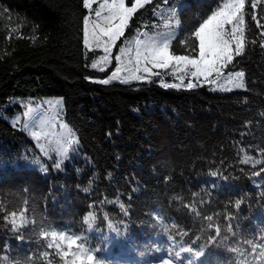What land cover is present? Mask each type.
Listing matches in <instances>:
<instances>
[{"label": "trees", "instance_id": "trees-1", "mask_svg": "<svg viewBox=\"0 0 264 264\" xmlns=\"http://www.w3.org/2000/svg\"><path fill=\"white\" fill-rule=\"evenodd\" d=\"M179 2L172 50L187 54L180 40L187 38L194 46L191 32L223 0H169ZM161 3L153 0L139 10L124 38L153 27L154 9ZM250 4L246 0V39L257 42L247 44L226 69L243 71L246 87L215 92L207 85L166 89L157 77L151 83H99L110 75L114 61L104 71L91 68L102 52L83 45V17L89 13L83 0H0V205L19 211V195L24 207L27 201L29 219L83 234L104 264L160 263L169 236L180 249L199 251L215 234L214 229L201 232L207 215L225 224L224 214L231 213L237 239L264 235V172L252 174L264 163L243 162L245 155L264 161V47ZM255 12L264 24V0ZM44 96L63 98V119L86 159H74L62 170L46 166L42 173L25 166L27 160L44 158L26 130L7 117L21 109L25 98ZM236 200L242 201L238 209ZM193 201L201 217L184 207ZM89 205L98 217L92 230L82 219L92 210ZM157 216L189 236L181 239L171 228L165 232ZM37 230L30 225L18 239L20 234L0 219V256L32 257L43 264L37 257L47 250V241L37 240ZM232 259L223 249L205 248L195 264H230Z\"/></svg>", "mask_w": 264, "mask_h": 264}, {"label": "snow or ice", "instance_id": "snow-or-ice-1", "mask_svg": "<svg viewBox=\"0 0 264 264\" xmlns=\"http://www.w3.org/2000/svg\"><path fill=\"white\" fill-rule=\"evenodd\" d=\"M260 2L261 0H251L250 7L253 10L251 20L256 22V28L260 30L259 42L260 46L264 47V24L260 23L255 12ZM93 3H98L94 12L95 19L91 18ZM152 3L153 0H131L130 5L127 0H83V7L90 10L89 15L83 17V45L89 51L100 49L103 52L98 60L93 61L91 67L104 71L103 65L111 64L113 59L116 64L111 74L106 79L99 80V83L109 84L112 81L125 84L133 81L151 83L153 77H157L160 85L166 89L181 87L193 89L205 84L213 90L223 91L246 87L243 71L226 72L236 57L244 54L247 44L257 42L256 39L251 41L246 39V0H223L215 10L203 18L202 22H199L191 32V38L196 41L194 46L188 44L187 38L180 40L187 54H175L172 50L177 38L175 29L180 25V21L175 19L177 17L176 8H161L158 4L154 9V15L162 21L163 30L151 35L148 31L137 30L136 36L132 40L125 39L113 56V50L117 47L118 41L125 37L126 30L129 29L138 11ZM162 4L167 6L169 0H162ZM154 26L161 27L160 24ZM165 73L174 77L178 82H165ZM186 80L187 83H185ZM56 103L59 105L62 101ZM24 127L27 129L29 126L25 124ZM57 127L59 131H56ZM32 128L30 135L37 141L40 151L49 159H52L54 155L57 158L54 161V167L59 169L68 158L73 145L78 143L73 129L63 122L58 114L50 119L40 120L39 125L33 123ZM243 162H251L253 166L264 163L261 160H253L247 155ZM41 167L43 171H47L43 165ZM261 172H264V167L252 174L260 175ZM211 175L216 176L217 173L212 172ZM83 191L88 192L89 188L86 187ZM197 195L193 193V196ZM175 199L181 198L176 197ZM241 202V200L235 201L237 209ZM100 203L112 202L103 200ZM199 203L203 204L204 201ZM24 204L25 207L19 211H7L3 205H0V213H4L0 219L11 226L13 233L20 234L18 239L24 238L21 232L24 228L31 225L34 230L38 229L35 231L37 240L47 241V250L39 252L38 261H42L43 264H104L98 258L97 250L87 245L86 236L51 229L45 222H38L35 217L29 219L26 215L29 212L27 201ZM88 207L92 210L87 211L82 219L86 229L92 230L98 217L95 206L89 205ZM184 207L195 217H201V211L198 210L195 201L191 204H184ZM120 209L125 215L128 214V209L123 203H120ZM220 215L216 214L217 217ZM103 219L108 220L109 228H114L107 213H104ZM156 219L161 223L165 232H169L171 228L177 230L176 235L181 239L189 236V232L180 228L178 224L173 223L168 226L163 223L161 216H157ZM202 219L209 223L206 229L201 228V232L214 229L215 233L208 236L207 245L201 246L199 251L189 246L174 253L170 252L169 258L161 259L160 264H172L173 256L180 262L181 252L191 254L193 259L190 264H195L198 258L205 255V248H218L231 253L233 259L230 264H264V235L237 239V231L232 224L235 217L231 213L224 214V220L227 222L225 224L213 223V215L203 216ZM169 239L175 243L173 236H169ZM0 264H36V261H33L32 257H26L21 261L3 255L0 256Z\"/></svg>", "mask_w": 264, "mask_h": 264}, {"label": "rangeland", "instance_id": "rangeland-1", "mask_svg": "<svg viewBox=\"0 0 264 264\" xmlns=\"http://www.w3.org/2000/svg\"><path fill=\"white\" fill-rule=\"evenodd\" d=\"M159 5H161V8L175 7L177 10V13H178L179 9L182 7V3H180V2L174 3V4H168L167 6H164L162 3ZM97 7H98V3H93L92 10H91V18L92 19H95L94 12H95V9ZM87 10H88V12L90 11L89 9H87ZM87 15H89V13ZM154 17H155V20L151 24L152 25L153 24H155V25L160 24L161 27L157 28V27L153 26L149 29H146L145 31H148L150 35L153 34L154 32L163 30L162 21H160V19L157 16L154 15ZM175 19H178V18L176 17ZM174 23H175V21L173 20V24ZM177 29L178 28L175 29L176 33H177ZM140 31L143 32L144 30L141 29ZM136 34H137V31L134 33L133 38L136 36ZM133 38H129V37L124 38L123 37L121 39L122 42L118 45V49H119V46L124 43L125 39L132 40ZM97 50H100V49H97ZM100 51L102 52V50H100ZM101 55H103V52ZM113 61H114V69H115V66H116L115 60L113 59ZM107 66L108 65H103L104 68H106ZM97 69H99V68H97ZM236 71H241V70H236ZM164 77H169L170 80H168V81L165 80L167 83H169L171 81H172L171 83L178 82V81H175L174 77L168 75L167 73H165ZM185 83H187V80L185 81ZM207 88L210 89L211 91H215V92H225L223 90H213L212 87H210L208 85H207ZM57 101H62V103L57 105V103H56ZM20 104H21V109L19 111L14 112L10 116H8L7 120L12 125L22 126V128L24 130H26V132L29 134L31 140L35 143L36 147L39 149V147L37 146V141L30 135V131L33 130L32 125H33V123H35L36 125H39L40 120L50 119L51 117L56 116L57 114L59 115L60 119L63 122H65L63 119V98L60 96H44V97H40V98H28L27 97L24 100H22L20 102ZM29 109H31V112H29ZM26 113H27V115H26ZM25 124H27L29 126L27 129L24 127ZM56 131H59L58 127H57ZM75 136H76V134H75ZM76 138H77V136H76ZM77 140H78V138H77ZM78 148H79V143H76L75 145H73L72 149L69 152L68 158L64 161V163L61 165V167L58 170H62L66 164H70V165L73 164L74 159H77V160H85L86 159L85 155L80 153ZM39 151H40V149H39ZM41 157L44 159L41 160V159L36 158V159L27 160L25 163V166H33V167L37 168L38 170H40L42 173H44L45 171H43L42 168L37 167V166L43 165L44 168H46V166H51L54 169H57L54 167V161L57 159L54 155H53L52 159H49L48 157H45L43 155V153L41 152ZM36 161H39V162L37 163ZM16 200L19 202L18 203L19 209H22L24 206H23V202L21 201V197L19 195H16ZM167 242H168V244H167L166 248L163 249V251L159 255L160 261H161V259L169 258L170 252L174 253L176 251L181 250L180 247L175 245L172 242V240H170L169 238L167 239ZM191 260H192V257L190 256L189 253L181 252L180 262H182V264H190ZM180 262H178L177 259L173 256L172 264H180ZM139 264H160V263L151 262V261L146 262L145 260H142Z\"/></svg>", "mask_w": 264, "mask_h": 264}, {"label": "crops", "instance_id": "crops-1", "mask_svg": "<svg viewBox=\"0 0 264 264\" xmlns=\"http://www.w3.org/2000/svg\"><path fill=\"white\" fill-rule=\"evenodd\" d=\"M172 82V81H171ZM171 82H169V83H171Z\"/></svg>", "mask_w": 264, "mask_h": 264}]
</instances>
